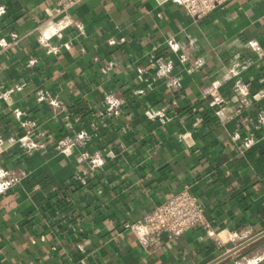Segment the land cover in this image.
<instances>
[{
	"label": "crops",
	"instance_id": "obj_1",
	"mask_svg": "<svg viewBox=\"0 0 264 264\" xmlns=\"http://www.w3.org/2000/svg\"><path fill=\"white\" fill-rule=\"evenodd\" d=\"M0 5V164L30 170L0 196V264H264V128L239 149L264 114V60L249 45L264 49V0H228L199 19L172 0H82L69 13L83 33L53 38L57 53L38 28L56 19L52 0ZM171 102L166 122L148 115ZM26 133L43 147L24 165ZM185 187L207 204L211 229L236 241L197 224L144 246L120 228ZM66 189L62 215L53 202Z\"/></svg>",
	"mask_w": 264,
	"mask_h": 264
},
{
	"label": "built area",
	"instance_id": "obj_2",
	"mask_svg": "<svg viewBox=\"0 0 264 264\" xmlns=\"http://www.w3.org/2000/svg\"><path fill=\"white\" fill-rule=\"evenodd\" d=\"M55 6L56 19L46 24H41L38 28L41 35V44L47 46L49 52L57 53L59 47L52 45V39L60 38L63 32L74 27L78 33H83V26L79 21L74 20L69 10L77 5L82 0H52ZM175 3L181 5L187 16L193 19H199L210 15L216 8L223 6L228 0H172ZM5 12V8L0 5V15ZM109 43H114V40H109ZM6 43L3 42L2 46ZM175 43H171V48ZM251 50L255 53L258 59L264 60V49H261L256 42H249ZM154 60V57H152ZM156 60V59H155ZM32 62V60H31ZM264 64V61H262ZM258 65V64H257ZM249 67V63L246 60L235 61L231 66V76L233 79L240 77L243 71ZM106 70V68H105ZM143 89L136 90V93L142 94ZM212 103L220 102L221 98L218 95H213ZM112 104L111 100L106 101V104ZM50 104L58 105V102L54 99L50 100ZM174 104H162L156 108L149 109L148 115L150 117L158 118L159 120L166 122L171 118L168 114L169 107ZM205 120L204 116H197L194 121V126H199L201 122ZM258 124L256 129L260 130L258 133H251L250 136L244 138L240 143L239 149L241 152L249 149L254 144L258 143L262 137L261 129L264 128V114H259L257 117ZM79 136H84L83 132H80ZM17 154L15 158L22 164H26L28 158L33 154V151L43 147V142L39 139L34 140L29 133L23 134L18 138ZM60 148L63 150L70 147L73 142L60 138L57 141ZM8 146H5L0 139V154L3 153ZM94 166L101 165L103 162L98 159H93ZM27 167V166H26ZM30 178V170L25 167H20L17 170L10 168L7 165L0 164V196L4 195L9 190L16 188L23 180ZM93 175L87 173L83 177L78 179V182L88 188ZM37 187V184H34ZM71 188V187H70ZM71 189H66L61 192V196L54 198V206H57L58 214L66 215L65 213L70 210V200L66 197L70 193ZM66 194V195H65ZM65 195L64 198L62 196ZM69 200V201H68ZM207 204L200 202L197 197L189 190L188 187L181 189L180 191L171 194L161 203L156 205L150 212L143 215L142 218L130 222L122 220L120 228L122 230L132 233L144 246H153L157 243V235L159 232H165L169 238H174L182 232L193 228L199 224L205 231L206 235L213 238L217 242L230 241L234 242L237 239L238 234L231 233L229 237L225 238L223 232L213 231L205 219L204 211ZM115 232V231H114ZM117 234V232H115Z\"/></svg>",
	"mask_w": 264,
	"mask_h": 264
},
{
	"label": "water",
	"instance_id": "obj_3",
	"mask_svg": "<svg viewBox=\"0 0 264 264\" xmlns=\"http://www.w3.org/2000/svg\"><path fill=\"white\" fill-rule=\"evenodd\" d=\"M251 240H252V239H250V240L244 242V243H243L242 245H240V246H237V247L232 248V249H231L228 253H226V254H230L231 252L237 250L238 248H240L241 246L247 244V243L250 242ZM226 254H225V255H226Z\"/></svg>",
	"mask_w": 264,
	"mask_h": 264
},
{
	"label": "bare ground",
	"instance_id": "obj_4",
	"mask_svg": "<svg viewBox=\"0 0 264 264\" xmlns=\"http://www.w3.org/2000/svg\"><path fill=\"white\" fill-rule=\"evenodd\" d=\"M225 237V236H224Z\"/></svg>",
	"mask_w": 264,
	"mask_h": 264
}]
</instances>
